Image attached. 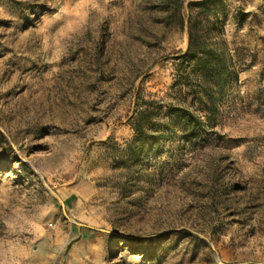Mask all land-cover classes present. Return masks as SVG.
Here are the masks:
<instances>
[{"label":"rangeland","instance_id":"obj_1","mask_svg":"<svg viewBox=\"0 0 264 264\" xmlns=\"http://www.w3.org/2000/svg\"><path fill=\"white\" fill-rule=\"evenodd\" d=\"M201 1L0 0V264H264V0L201 17L238 77L191 129Z\"/></svg>","mask_w":264,"mask_h":264},{"label":"trees","instance_id":"obj_2","mask_svg":"<svg viewBox=\"0 0 264 264\" xmlns=\"http://www.w3.org/2000/svg\"><path fill=\"white\" fill-rule=\"evenodd\" d=\"M220 3V0H204L192 4L198 11L190 17L189 47L179 60L181 64L190 66L185 79L189 86L197 90L195 95L200 102V113L187 110L178 112L177 117L185 128L202 129L204 125L214 122L219 111L217 100L225 95L229 84L238 77L233 57L224 41L214 37V25L201 20L202 16L213 13L209 6ZM146 122V117L137 119L135 131L144 140H154V137H150Z\"/></svg>","mask_w":264,"mask_h":264}]
</instances>
